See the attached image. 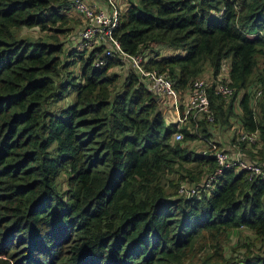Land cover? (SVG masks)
<instances>
[{
  "label": "trees",
  "instance_id": "obj_1",
  "mask_svg": "<svg viewBox=\"0 0 264 264\" xmlns=\"http://www.w3.org/2000/svg\"><path fill=\"white\" fill-rule=\"evenodd\" d=\"M68 3L0 0V264H264L247 244L225 257L240 229L264 244V180L230 168L209 194L177 195L215 171L213 156L188 149L197 135L166 123L135 72L120 82L116 60L94 66L66 46ZM34 27L44 36H22ZM114 36L179 94L228 60L234 96L209 89L211 124L258 130L264 160V102L256 116L246 92L264 86V0H128Z\"/></svg>",
  "mask_w": 264,
  "mask_h": 264
},
{
  "label": "built area",
  "instance_id": "obj_2",
  "mask_svg": "<svg viewBox=\"0 0 264 264\" xmlns=\"http://www.w3.org/2000/svg\"><path fill=\"white\" fill-rule=\"evenodd\" d=\"M128 0H69L66 13L71 10L79 17L81 26L74 30L68 37L66 46L81 52H93L92 63L94 66H104L108 60H116V68L123 67L133 71L140 78L146 89L156 95L163 105L175 112V124L178 129L187 128L191 133L201 138V142L206 143L207 149L203 154L213 156L216 162V169L196 184L183 181L179 185V193L185 198L200 197L202 192H208L213 188L214 181L222 175L226 169L233 168L235 171H245L248 177L264 180V160L247 159L243 148L246 146L257 149L261 144L258 130L248 131L241 124L236 125L233 144L237 149L228 152L219 149V140L212 136L203 135L200 131V121L205 119L208 125L214 119L211 111L209 89L213 88L215 94L229 100L234 96V88L229 85V61L224 60L218 74L204 75L197 77L189 88L179 94L172 81L165 75L155 70H147L143 63L147 60L144 53L129 54L124 51L114 36V31L119 24L121 13L127 8ZM78 66V65H77ZM113 66V67H114ZM247 93L250 95L251 104H255L264 99V86L252 83L248 87ZM240 97L234 101V111L239 107ZM252 104V105H253ZM238 112V111H237ZM232 120L236 121L234 118ZM174 123V122H173ZM183 133L177 130L173 135L174 141H180ZM202 142V143H203ZM242 149V151H241Z\"/></svg>",
  "mask_w": 264,
  "mask_h": 264
},
{
  "label": "rangeland",
  "instance_id": "obj_3",
  "mask_svg": "<svg viewBox=\"0 0 264 264\" xmlns=\"http://www.w3.org/2000/svg\"><path fill=\"white\" fill-rule=\"evenodd\" d=\"M129 1H131V0H129ZM133 1L136 2L137 0H133ZM68 14L72 18L71 25L73 26L74 30L78 29L81 26V21H80L79 17L73 12V10H71ZM218 15H220V13H218ZM21 34H22V36H25V37L27 36L29 39H36L38 37H43L44 36V33L40 32V30L37 27H34V28H23V30L21 31ZM170 51L171 50L162 49L161 53L167 54ZM108 73H117V75H119L120 82H121L129 74V70L125 69L123 67L122 68L121 67L116 68L115 66L114 67L112 66V67H110L108 69ZM206 74L207 73H203L201 75V77H205L204 75H206ZM118 87H119V85H118ZM72 97H73V93H70L60 103H63V104L70 103L71 100H72ZM252 101H253V99H252ZM157 102H158V105H159V108H160V106L163 105L162 99L160 100V102L157 100ZM259 102L255 103V104L252 103V104H253V106H255ZM236 108H238V107H236ZM232 122L235 123L234 121L231 120V124H232ZM218 131L219 130H215V129L211 130L213 135L215 133V136H213L215 139L218 136V134H217ZM201 138H203V136H201ZM201 138L196 137V139L187 140L185 142V144L188 147V149L194 150L196 152H200V153L202 152L203 153V151H205V149H207V147H206V143L205 142H203V141H202L203 143L201 142ZM182 139L180 141H182ZM231 142L232 141H229V143H231ZM228 146H230V147L225 149L222 146V144H219V149L224 150V151H228L230 153L234 152V150L232 148L237 149L236 143L235 144H229ZM250 149L252 150L253 148L248 147V146L243 148V150L245 151V154H244L245 158L259 160L260 159L259 156L255 157V156H253V155L248 153L250 151ZM241 151H242V149H241ZM201 174H202L201 175V179H203V177L206 175L205 170ZM177 177H178L177 173L169 172V173L166 174L165 179H174V178H177ZM182 182H181V180H180V182H178V187H177V193L178 194L177 195H179V196H183L178 191L179 185ZM165 187L167 189L171 188V186H165ZM246 244L250 247V252H251L250 255H252V256L257 255L259 257H263L264 258V244H262L259 240H257V238L251 232H249L246 229H240L239 231L236 232V234H233L231 236V238L227 241V243L225 245V257L233 259L234 262H236L237 259H244V257H246V255L248 253V250L246 248H244V245H246Z\"/></svg>",
  "mask_w": 264,
  "mask_h": 264
},
{
  "label": "crops",
  "instance_id": "obj_4",
  "mask_svg": "<svg viewBox=\"0 0 264 264\" xmlns=\"http://www.w3.org/2000/svg\"><path fill=\"white\" fill-rule=\"evenodd\" d=\"M88 1H97V0H88ZM264 101H260L257 105L253 106L251 103V106L253 107L254 109V112H255V115L257 116L258 112L260 111V104H262ZM160 109L161 111L163 112V115H164V118H165V121L166 123H175V112L171 109H168L167 106H160ZM238 112H235V114H238L240 113L241 114V110H240V106L237 108ZM235 120H237V118H234ZM232 118L230 119V122H231ZM202 121H204V123H201V125L199 126V128L201 129V127L204 129L206 128L207 132L211 131V130H219L218 131V136L216 137V139L219 140V143L222 144V146L226 149L230 146H228L229 144H233V136H235V132H236V129H235V126H236V121H234L235 123L232 122V124L230 125H224V126H221V125H216V124H211L210 123V128L208 127V125H206V121L205 119H202ZM201 122V121H200ZM202 131V130H201ZM208 132V133H209ZM211 133V132H210ZM215 136V133L214 135ZM229 141H232L231 143H229ZM249 154L253 155V156H258L256 154V152L252 151L250 149V151L248 152ZM250 156V155H249ZM248 159V158H247Z\"/></svg>",
  "mask_w": 264,
  "mask_h": 264
}]
</instances>
